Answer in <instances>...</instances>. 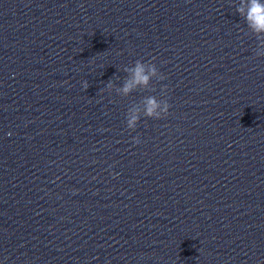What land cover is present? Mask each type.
I'll list each match as a JSON object with an SVG mask.
<instances>
[{
    "label": "water",
    "instance_id": "obj_1",
    "mask_svg": "<svg viewBox=\"0 0 264 264\" xmlns=\"http://www.w3.org/2000/svg\"><path fill=\"white\" fill-rule=\"evenodd\" d=\"M240 6L0 0V264H264V36ZM136 60L157 74L124 95Z\"/></svg>",
    "mask_w": 264,
    "mask_h": 264
},
{
    "label": "clouds",
    "instance_id": "obj_2",
    "mask_svg": "<svg viewBox=\"0 0 264 264\" xmlns=\"http://www.w3.org/2000/svg\"><path fill=\"white\" fill-rule=\"evenodd\" d=\"M237 11L244 16L247 27L251 29L257 37L264 36V0H241V6L237 8ZM255 54L257 56H264V51H257ZM145 63L146 62L141 60L135 61L134 68L130 70L132 72L131 77L126 79L123 87L118 91L127 95L137 87L148 86L152 76L157 74V68L155 67V64L152 63L146 71ZM108 86H111V82H109ZM169 107V103L165 101L163 107L161 108L160 103L156 100V98L154 96H150L146 99L144 115L146 117L161 118L162 113H168ZM131 111L132 114L127 120V126L129 128H134L136 123L140 120V109L137 108ZM133 139L136 140L135 137H133Z\"/></svg>",
    "mask_w": 264,
    "mask_h": 264
}]
</instances>
